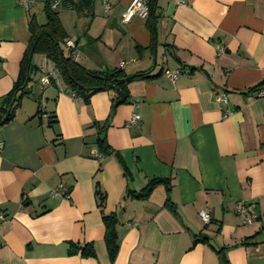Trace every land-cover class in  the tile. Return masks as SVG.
I'll return each instance as SVG.
<instances>
[{
	"label": "crops",
	"instance_id": "1",
	"mask_svg": "<svg viewBox=\"0 0 264 264\" xmlns=\"http://www.w3.org/2000/svg\"><path fill=\"white\" fill-rule=\"evenodd\" d=\"M21 1L0 0V99L17 80L31 17L47 23L46 0H31L28 10ZM131 2L95 0L92 19L60 13L73 43L65 52L75 61L146 76L128 84L125 103L113 108V91L86 102L42 85L40 72L0 127V264H224L223 257L264 264V99L255 94L264 85V0H158L155 33L146 19L122 22ZM35 58L42 68L44 57ZM165 70L181 74L172 82ZM221 95L226 102L216 100ZM97 123H107L106 141L121 162L99 152ZM154 178L171 181L176 213L163 185L147 198L129 193ZM242 206L259 207L260 217L244 224ZM111 214L113 261L103 220ZM72 244L92 245L95 255L71 252Z\"/></svg>",
	"mask_w": 264,
	"mask_h": 264
},
{
	"label": "trees",
	"instance_id": "2",
	"mask_svg": "<svg viewBox=\"0 0 264 264\" xmlns=\"http://www.w3.org/2000/svg\"><path fill=\"white\" fill-rule=\"evenodd\" d=\"M94 2L95 0H62L60 2H57V0H46L44 11L47 17V23L40 26L35 18L33 16L31 17L29 23L31 39L20 63L17 80L15 81L12 90L0 99V127L14 119L16 109L20 105L21 100L30 94L29 83L33 80L32 75L44 72L43 68L38 67L33 63L34 55L43 56L45 60L53 63L57 69L58 79L52 78L50 85L55 84L61 86L65 92L77 96H83L86 102L89 101V98L92 95L99 92H115L117 95L113 101L119 99V94L121 92L126 97H129L128 84L135 79L146 78L144 74L129 77L125 71L120 68L88 70L75 61L71 54H66L64 44H66L69 35L62 25L60 13L63 10H73L92 19L94 14ZM56 3L57 5L54 7ZM147 7L149 12L146 19L147 26L151 32L155 33L156 25L160 18L158 12V0H148ZM40 106L41 104L39 107ZM39 113H41V110H38V114ZM53 122H56V119ZM107 126V123L96 124V127L98 128V139L96 143L99 152L103 156L114 155L121 162L119 153L113 150L106 141L105 133ZM125 175L128 179L131 178L129 170L125 172ZM158 185H163L166 188L168 193L167 205L172 212L176 213V206L169 198V193L172 189L171 181L169 179H151L146 187L140 192L136 193L129 190V193L136 198H147ZM96 197L98 207L103 210L106 202V195L99 186L96 187ZM103 220L106 228V247L109 257L113 261L119 249L117 233L118 219L115 214H111L104 215ZM70 250L71 252L81 250L82 254L87 257L95 255L92 245L78 247L72 244ZM222 261L224 264H228L225 257L222 258Z\"/></svg>",
	"mask_w": 264,
	"mask_h": 264
},
{
	"label": "built area",
	"instance_id": "3",
	"mask_svg": "<svg viewBox=\"0 0 264 264\" xmlns=\"http://www.w3.org/2000/svg\"><path fill=\"white\" fill-rule=\"evenodd\" d=\"M147 3H148V0H132V2L130 3V5L127 7V9L122 15V22L129 23L135 17L147 19L148 14H149ZM178 3L183 4L185 3V0H178ZM20 4L25 9L28 10L29 7L33 4V1L22 0ZM56 5L57 3L54 5V7H56ZM72 46H73V43L71 41H66L67 48H71ZM42 68L44 71V75L40 79L42 85H50L52 78L58 79V72L53 63L49 62L48 60H44V65ZM180 74H181L180 70H175V71L165 70L164 71V77L168 80H171L172 82H175L180 76ZM255 94L257 98L264 99V85L257 88L255 90ZM73 96H75V94H73ZM216 100L220 103H223V102H226V97L225 95H221L217 97ZM40 109H42V106H40ZM139 120H140V116L136 114L130 119L129 125L136 124ZM2 148H3V143L0 142V153L2 151ZM53 194L59 195L57 190H54ZM237 213L241 217L242 222L247 225L252 224V222L256 219L255 212L248 210L245 206L238 208ZM199 216L205 225H208L210 223V216L206 210H201L199 212ZM3 223H4V215L3 213H0V238H1V229H2Z\"/></svg>",
	"mask_w": 264,
	"mask_h": 264
},
{
	"label": "water",
	"instance_id": "4",
	"mask_svg": "<svg viewBox=\"0 0 264 264\" xmlns=\"http://www.w3.org/2000/svg\"><path fill=\"white\" fill-rule=\"evenodd\" d=\"M174 8V5L171 6V9ZM119 99H117L113 105V108H116L118 105L123 104L126 102V96L121 92L119 94ZM255 214L260 217V210L259 207H256L254 210Z\"/></svg>",
	"mask_w": 264,
	"mask_h": 264
},
{
	"label": "rangeland",
	"instance_id": "5",
	"mask_svg": "<svg viewBox=\"0 0 264 264\" xmlns=\"http://www.w3.org/2000/svg\"><path fill=\"white\" fill-rule=\"evenodd\" d=\"M66 18V16L65 15H63L62 16V19H64V20H66L65 22H69L70 23V18H69V16H67V18ZM69 23H67V25L69 26ZM38 56H40V55H36V58L34 59L35 60V62L37 63H42V59L41 58H38ZM40 74L41 73H37L36 75H37V77L39 78L40 77Z\"/></svg>",
	"mask_w": 264,
	"mask_h": 264
}]
</instances>
